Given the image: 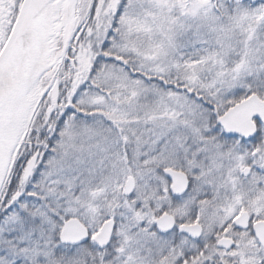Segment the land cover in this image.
<instances>
[{"label":"snow or ice","instance_id":"obj_1","mask_svg":"<svg viewBox=\"0 0 264 264\" xmlns=\"http://www.w3.org/2000/svg\"><path fill=\"white\" fill-rule=\"evenodd\" d=\"M0 264H264V0H0Z\"/></svg>","mask_w":264,"mask_h":264}]
</instances>
